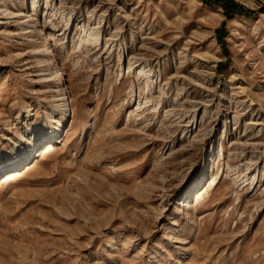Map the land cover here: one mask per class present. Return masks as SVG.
<instances>
[{
  "label": "rangeland",
  "instance_id": "374dc122",
  "mask_svg": "<svg viewBox=\"0 0 264 264\" xmlns=\"http://www.w3.org/2000/svg\"><path fill=\"white\" fill-rule=\"evenodd\" d=\"M0 264H264V0H0Z\"/></svg>",
  "mask_w": 264,
  "mask_h": 264
},
{
  "label": "bare ground",
  "instance_id": "6f19581e",
  "mask_svg": "<svg viewBox=\"0 0 264 264\" xmlns=\"http://www.w3.org/2000/svg\"><path fill=\"white\" fill-rule=\"evenodd\" d=\"M45 67V66H44ZM43 68V67H42ZM46 79V78H45ZM44 153L42 155V157H49L50 155H52L53 151H54V147L51 145H47L44 149H43ZM15 159V158H14ZM13 162V161H12ZM30 170V169H29ZM5 180L3 183L5 182H15V181H19V179H21L22 177V172L19 171H13L7 175H5Z\"/></svg>",
  "mask_w": 264,
  "mask_h": 264
}]
</instances>
